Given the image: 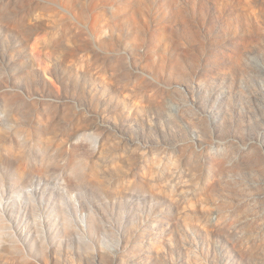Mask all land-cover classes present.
<instances>
[{
    "label": "rangeland",
    "instance_id": "1",
    "mask_svg": "<svg viewBox=\"0 0 264 264\" xmlns=\"http://www.w3.org/2000/svg\"><path fill=\"white\" fill-rule=\"evenodd\" d=\"M0 264H264V0H0Z\"/></svg>",
    "mask_w": 264,
    "mask_h": 264
}]
</instances>
